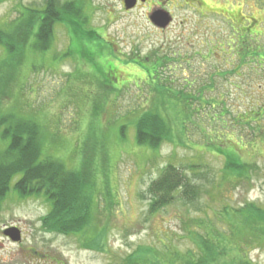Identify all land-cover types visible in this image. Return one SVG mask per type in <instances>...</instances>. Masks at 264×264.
<instances>
[{"label": "rangeland", "instance_id": "374dc122", "mask_svg": "<svg viewBox=\"0 0 264 264\" xmlns=\"http://www.w3.org/2000/svg\"><path fill=\"white\" fill-rule=\"evenodd\" d=\"M164 1L174 17L166 30L153 26L148 6L138 0L131 9L125 0H0L5 37L29 39L21 54L0 45V121L11 116L37 127L34 140L42 157L61 160L81 177L79 190L87 192L78 200V214L91 202L93 215L76 234L53 228L51 220L59 217L45 192L56 191L57 183L44 185L38 194L29 189L21 194L16 189L21 174L14 175L0 197V264H129L128 256L146 264L153 254L172 258L171 264H199L200 233L236 230L225 210L251 202L264 208V111L253 129L236 119L264 102V64L241 57L247 46L264 50V0ZM49 3L64 20L53 23L44 50H34L31 31L38 28L26 29L21 21L28 9L44 13ZM65 9L77 14L64 15ZM80 28L71 41L72 31ZM76 45L95 53L93 62L82 50L79 55ZM166 50L162 74L182 90L178 95L189 94L191 116L186 120L173 102L169 112L177 119V131L155 151L136 139L139 117L154 106L153 88L129 60ZM110 63L117 78H111ZM8 126L0 125V153L10 143L3 134ZM232 147L250 163L249 175L222 182L228 159L222 153L233 152ZM169 163L182 169L201 195L192 204L179 201L154 213L149 188ZM10 227L20 229L19 241L4 234ZM257 242L243 243L244 251L238 252L218 239L227 253L221 260L264 264V243Z\"/></svg>", "mask_w": 264, "mask_h": 264}, {"label": "trees", "instance_id": "16d2710c", "mask_svg": "<svg viewBox=\"0 0 264 264\" xmlns=\"http://www.w3.org/2000/svg\"><path fill=\"white\" fill-rule=\"evenodd\" d=\"M50 4L54 5V3H49L45 8L44 13L38 12V10H33L35 13H29L28 9V14H25V16L23 15L24 17L21 23L26 26V29L27 27L32 26L34 28L35 24L38 28L37 30L31 31L34 36V41L32 40V43L30 44L34 50L43 51L51 36L53 23L57 20H64L62 16H58L57 18L56 10L58 9L55 8L56 5L53 6ZM65 10L66 12L68 11L67 9ZM69 13H72L70 15L77 14L76 12L69 11L64 15ZM30 19H33L32 24H30ZM66 20H68V25H77V21L75 20ZM4 32L5 31L0 27V45L3 47L6 46L8 52L11 54H21L27 43L29 44V39L27 43H24V34H13V39H7ZM28 32H30V30ZM80 32L81 28L77 32L72 31V33L75 34L71 37V41H73V37L78 38L81 34ZM249 35L250 33H248V35L246 34V37ZM15 36L17 37V40ZM241 39L245 40V36L242 35ZM79 40L82 41L83 39L79 38ZM15 41H18L17 44ZM244 42H246V40L242 43ZM75 50L77 53L79 50H82L83 57H85L86 53L90 55L82 46L78 48L76 45ZM106 52L109 56L110 52L107 50ZM80 53L81 52L79 51V55ZM110 54L111 57H113V54ZM94 55L95 53L90 55L92 62V56ZM108 56L107 58H109ZM241 57L242 61L252 58L257 62L256 66L264 64V50L258 51L257 49L247 46L243 49ZM165 59L166 57L156 54L152 57H145L143 59H137L134 57L133 60H129L131 64L145 74V78L141 80L147 81V84L153 88L155 100L153 102L152 99L151 104L154 106L149 108L150 112L146 111L139 117L136 123V139L139 145H145L155 151H158V148H160L159 144L161 141H172L174 133L177 131L175 128L177 119H175L169 112L171 108L174 107L173 102L180 104L182 114L186 117V120L191 116V108L188 103V98L190 97L189 94L184 96L178 95L177 92L182 90L176 91V89L170 84V81L168 82L167 80L170 77H165L164 74H162L164 73L163 68L165 67ZM100 67L103 73L106 72V70L102 68V65ZM240 67L241 66H238L239 69ZM108 68L115 72L113 76L110 77L112 79L117 78L118 71H116L117 68H115L114 64H108ZM163 77L165 79H163ZM160 106H163L162 109L165 112L166 117L162 114ZM263 111L264 102L258 104L256 110L244 111L242 114H239L236 116V119H238L239 122L248 125V128H252L251 126L254 122L259 123L262 119ZM3 123L9 125L8 129L6 128L3 134L4 138L10 139V143H8L6 149L2 150L0 153V197L5 194L10 180L16 174H21L20 179L16 183V189L21 194L25 193L28 189L30 194H38L42 192L44 185L47 186L50 185L51 182H55L57 183L55 184L57 185V190L55 191L54 189L51 190L50 188H47L45 192L49 200L52 202L53 215L59 217V219L51 220L52 227L65 232L66 234H76L81 232L88 224V221H92L93 215L91 211V202L86 206L84 205L85 212L78 214L79 207L82 206L79 205L81 201L78 200H82L80 198L86 195L87 192L84 190L81 192L82 189L79 186V179L81 177L79 178V174L77 172L72 173L67 171L63 165L64 163L59 159H54L50 156L42 157V152L37 142L34 140L36 131L34 129L37 128L36 126L32 125L30 127L29 123H25L24 119L21 120L20 118H16L13 120L11 116H6V118L0 121V125ZM232 149L233 152H228L227 155L222 153L228 158L221 173L222 182L232 181L235 178L241 179L242 177H247L249 175L248 168L250 167V163L243 162L242 159L237 157V155H240L237 149H234L233 147ZM219 151L220 153L222 152L220 148ZM149 193L152 196L150 210L154 213H158L163 211V209H167L171 204L179 201L184 205L194 203L201 195V188L191 182L182 169L169 163L161 170L159 177L152 181ZM91 200L93 201V199ZM87 203L88 202H86V204ZM226 208L228 209V207ZM225 215L228 224L233 226L236 230H231L233 233L231 232L227 234L219 231L216 232L215 230H212L211 232L206 230L204 233H200L197 237L198 242H201V245L199 244L201 252V262H199V264L236 263L231 262L232 260L229 262L221 260L222 258H226L227 253L225 249L223 251L219 249V244L217 243L218 239L223 244L231 245L234 250H237L238 252L242 251V249L244 251L243 243L247 245H259L257 241L264 243V232H259V230L264 231V208L251 202L244 205L243 208L225 210ZM244 234H246V238H242V235ZM236 259H238L239 262L240 258ZM171 260L172 258H162L153 254L151 258H147L144 262H146V264H154L156 262H158V264H171ZM126 262L129 264H141L135 256H128ZM185 263L193 264L190 260ZM245 263L251 264V262L247 260Z\"/></svg>", "mask_w": 264, "mask_h": 264}, {"label": "water", "instance_id": "95a60500", "mask_svg": "<svg viewBox=\"0 0 264 264\" xmlns=\"http://www.w3.org/2000/svg\"><path fill=\"white\" fill-rule=\"evenodd\" d=\"M136 3L137 0H125V5L128 9L135 7ZM151 19L156 25L162 27H166L171 21L169 13L165 10H155L151 15ZM4 234L14 241H19L21 239V231L17 227L6 228Z\"/></svg>", "mask_w": 264, "mask_h": 264}, {"label": "flooded vegetation", "instance_id": "af4514ba", "mask_svg": "<svg viewBox=\"0 0 264 264\" xmlns=\"http://www.w3.org/2000/svg\"><path fill=\"white\" fill-rule=\"evenodd\" d=\"M169 2V1H168ZM167 2V3H168ZM167 3H165V1L164 0H138V4H144V5H147L148 6V13H147V15L150 17V15H151V13L153 12V11H155V10H162V9H166L165 7H164V5L165 4H167ZM191 3H192V1H191ZM150 19V18H149ZM173 19H174V17H173ZM150 22H151V19L149 20ZM152 23V22H151ZM153 24V23H152ZM172 24V23H171ZM171 24H169L168 26H166V27H162V26H155L154 24H153V26H155L157 29H159V30H166V29H168L170 26H171ZM165 54L164 55H160V56H163V57H166V59H165V61H164V66H166V64L168 63V60H167V55H168V52H167V50L164 52ZM158 55L160 54L159 52L157 53ZM146 57H149V56H146ZM165 68V67H164ZM163 68V69H164ZM166 77V76H165ZM187 83V82H186Z\"/></svg>", "mask_w": 264, "mask_h": 264}]
</instances>
